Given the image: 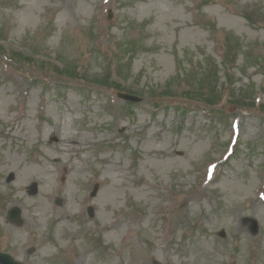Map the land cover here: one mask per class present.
I'll return each instance as SVG.
<instances>
[{
  "label": "rangeland",
  "instance_id": "obj_1",
  "mask_svg": "<svg viewBox=\"0 0 264 264\" xmlns=\"http://www.w3.org/2000/svg\"><path fill=\"white\" fill-rule=\"evenodd\" d=\"M211 80L216 106L200 99ZM200 82L202 96L186 92ZM261 106L264 0H0V251L23 264H264ZM40 168L50 199L24 176ZM13 205L20 226L5 220Z\"/></svg>",
  "mask_w": 264,
  "mask_h": 264
},
{
  "label": "bare ground",
  "instance_id": "obj_2",
  "mask_svg": "<svg viewBox=\"0 0 264 264\" xmlns=\"http://www.w3.org/2000/svg\"><path fill=\"white\" fill-rule=\"evenodd\" d=\"M61 138L64 140L67 139V142L70 144V146L73 148H76L77 150H81L83 148V145L80 144L79 140L74 135H71L69 132H65L63 135H61ZM48 157H50V156H48ZM52 161L56 162L59 165L60 159L55 158V159H52ZM64 164L67 165L66 163H64ZM39 165H40V167H43L42 164L39 163ZM40 169L43 173V177H41V178H44V180H41V178H38V174L35 171H32V173L28 175L29 171L26 170L24 172V176L26 179L31 180V181H35V179L40 181L41 186L39 188L37 196L39 195L40 198L44 197L45 199H50L53 196H55L54 192H53L54 188H55V181L50 177L52 170H50L49 168L48 169L40 168ZM22 182H24V181H22ZM25 184H26L25 182L20 183L18 185V188L23 189L25 187ZM114 188H117V185L113 181V182H111L110 187L108 188V190L105 193L106 198L108 200H113L116 197L117 191L114 190ZM118 227H119V225L115 226V228H118Z\"/></svg>",
  "mask_w": 264,
  "mask_h": 264
},
{
  "label": "water",
  "instance_id": "obj_3",
  "mask_svg": "<svg viewBox=\"0 0 264 264\" xmlns=\"http://www.w3.org/2000/svg\"><path fill=\"white\" fill-rule=\"evenodd\" d=\"M119 96L125 100H130V101H140L141 99L132 95H128V94H119ZM256 231V226L253 225L252 226V232ZM9 261V256L8 255H4L1 254L0 255V264H8Z\"/></svg>",
  "mask_w": 264,
  "mask_h": 264
}]
</instances>
